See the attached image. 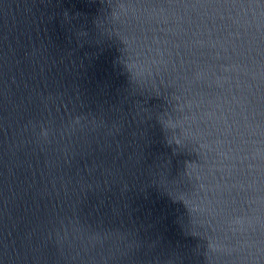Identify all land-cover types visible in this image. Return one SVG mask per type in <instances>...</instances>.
Instances as JSON below:
<instances>
[{
    "label": "water",
    "instance_id": "obj_1",
    "mask_svg": "<svg viewBox=\"0 0 264 264\" xmlns=\"http://www.w3.org/2000/svg\"><path fill=\"white\" fill-rule=\"evenodd\" d=\"M0 264H264V0H0Z\"/></svg>",
    "mask_w": 264,
    "mask_h": 264
}]
</instances>
